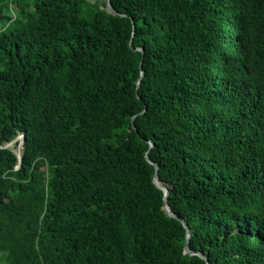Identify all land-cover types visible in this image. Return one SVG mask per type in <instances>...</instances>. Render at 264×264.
Instances as JSON below:
<instances>
[{"label": "trees", "instance_id": "obj_1", "mask_svg": "<svg viewBox=\"0 0 264 264\" xmlns=\"http://www.w3.org/2000/svg\"><path fill=\"white\" fill-rule=\"evenodd\" d=\"M106 1L0 0L5 264H264V0Z\"/></svg>", "mask_w": 264, "mask_h": 264}, {"label": "water", "instance_id": "obj_2", "mask_svg": "<svg viewBox=\"0 0 264 264\" xmlns=\"http://www.w3.org/2000/svg\"><path fill=\"white\" fill-rule=\"evenodd\" d=\"M106 8H107V10H108L109 12H111V13H113V14H118V15L126 16V14L120 13V12H118V11L114 8V6H113L111 0H107V1H106ZM130 46H131L133 49H135L136 51H141V52L144 53V49H143L142 47H137V48H134V47H133V42H132V40L130 41ZM140 67H141V69H142V62L140 63ZM143 74H144V71L141 70V76H140V78L138 79L137 84H136L137 95H138V91H139V87H140V84H141V80H142ZM143 112H144V111H143ZM143 112H141V113H143ZM135 118H136V115L132 117V121H133L134 128H136V126H135V124H134V120H135ZM19 140H21V141L19 142V147H18V148H19V150L22 151L23 148H24V141H25V136H24V135L17 137V139H15V141L11 142L9 145H12L13 143H18ZM152 146H153V142H150V148H151ZM149 152H150V149H149V151L146 152V159H147L151 164H153V165L155 166V176H154V181H155L156 185H157L159 188H161V189L164 191V193H165V203H164L163 209H164L165 212H166L168 215H170L171 217L180 220V221L184 224V226H185V228H186L187 239H186V245H185V253H189V254H191V255H198V256H200L202 259H204V260H206V261L208 262V259H207V257L205 256V254H204L203 252H195V251H193V250L190 248L189 244H190V239H191V235H192L191 230H190V227H189L188 223L186 222L185 218L179 216L177 213H175V212L170 208L169 203H168V196H169L170 193H171V188H172V186L169 185V184H167V183H165V182H163V181L160 179V177H159V164L156 163V162H154V161L150 158V154H149ZM17 154H18V157H19V164H18V167H19L20 164H21V162H22V159H23V151H22L21 154H19V152H17Z\"/></svg>", "mask_w": 264, "mask_h": 264}, {"label": "rangeland", "instance_id": "obj_3", "mask_svg": "<svg viewBox=\"0 0 264 264\" xmlns=\"http://www.w3.org/2000/svg\"><path fill=\"white\" fill-rule=\"evenodd\" d=\"M14 144V143H13ZM12 144V146H13ZM9 145V144H8ZM10 146V145H9ZM19 151V149H18ZM0 264H5L4 260H3V253H0Z\"/></svg>", "mask_w": 264, "mask_h": 264}]
</instances>
